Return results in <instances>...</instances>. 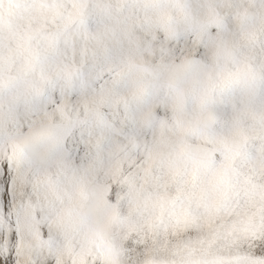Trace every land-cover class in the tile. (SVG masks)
<instances>
[{"label":"snow or ice","instance_id":"1","mask_svg":"<svg viewBox=\"0 0 264 264\" xmlns=\"http://www.w3.org/2000/svg\"><path fill=\"white\" fill-rule=\"evenodd\" d=\"M0 264H264V0H0Z\"/></svg>","mask_w":264,"mask_h":264}]
</instances>
